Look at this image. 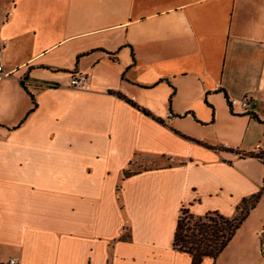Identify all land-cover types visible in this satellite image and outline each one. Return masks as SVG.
I'll return each mask as SVG.
<instances>
[{
	"label": "crops",
	"instance_id": "0c3cea01",
	"mask_svg": "<svg viewBox=\"0 0 264 264\" xmlns=\"http://www.w3.org/2000/svg\"><path fill=\"white\" fill-rule=\"evenodd\" d=\"M0 49V264H192L260 190L201 264H264V0H0Z\"/></svg>",
	"mask_w": 264,
	"mask_h": 264
},
{
	"label": "trees",
	"instance_id": "16d2710c",
	"mask_svg": "<svg viewBox=\"0 0 264 264\" xmlns=\"http://www.w3.org/2000/svg\"><path fill=\"white\" fill-rule=\"evenodd\" d=\"M29 94L33 100V107L30 111L32 112L36 103L34 96L30 92ZM250 114L257 118L255 114ZM243 155L256 157L264 162V150L262 149L257 152L244 153ZM126 174H129V172L127 171ZM261 196L262 191L260 190L250 198H244L238 208L237 215L232 218L213 211L206 215L196 216L189 210L182 209L175 232L174 247L190 254L193 259L192 264H201L206 257L216 259L230 243L251 209L261 199Z\"/></svg>",
	"mask_w": 264,
	"mask_h": 264
},
{
	"label": "built area",
	"instance_id": "2783aa9c",
	"mask_svg": "<svg viewBox=\"0 0 264 264\" xmlns=\"http://www.w3.org/2000/svg\"><path fill=\"white\" fill-rule=\"evenodd\" d=\"M10 72L5 70L4 64H3V56L0 49V80L4 77H7ZM71 86L77 89L82 90H90L91 85L89 84L88 77L84 74L74 76L71 79ZM229 105L231 108L240 106L241 108L245 109V111L249 112L254 105H256L255 100L250 98L247 93H244L241 97H233L229 101ZM170 116V113L169 115ZM8 264H18L16 259H10Z\"/></svg>",
	"mask_w": 264,
	"mask_h": 264
},
{
	"label": "rangeland",
	"instance_id": "374dc122",
	"mask_svg": "<svg viewBox=\"0 0 264 264\" xmlns=\"http://www.w3.org/2000/svg\"><path fill=\"white\" fill-rule=\"evenodd\" d=\"M185 215H187V214H185ZM185 215H184V216H185Z\"/></svg>",
	"mask_w": 264,
	"mask_h": 264
}]
</instances>
